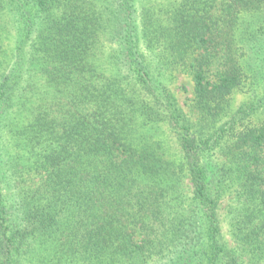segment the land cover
<instances>
[{
	"label": "trees",
	"instance_id": "obj_1",
	"mask_svg": "<svg viewBox=\"0 0 264 264\" xmlns=\"http://www.w3.org/2000/svg\"><path fill=\"white\" fill-rule=\"evenodd\" d=\"M0 264H264V0H0Z\"/></svg>",
	"mask_w": 264,
	"mask_h": 264
},
{
	"label": "rangeland",
	"instance_id": "obj_2",
	"mask_svg": "<svg viewBox=\"0 0 264 264\" xmlns=\"http://www.w3.org/2000/svg\"><path fill=\"white\" fill-rule=\"evenodd\" d=\"M171 88L175 92L178 101L182 106V108L184 109V111L187 114H189L190 111L189 105L194 96V83L191 80V78L184 74H178L176 80L172 83ZM249 99H250L249 92L240 91L235 93L231 97L232 109L238 110L239 108L244 107L246 103L249 101ZM185 185H186V193L188 196H190L189 182L186 181ZM227 204H228V200L225 199L222 208L220 210L221 219H222L221 228L224 237L231 243L228 220H227V210H228V207H226Z\"/></svg>",
	"mask_w": 264,
	"mask_h": 264
}]
</instances>
